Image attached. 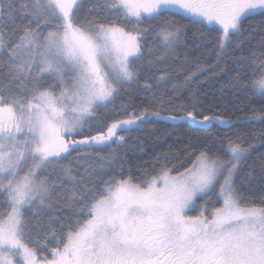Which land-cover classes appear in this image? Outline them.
<instances>
[{
	"label": "snow or ice",
	"instance_id": "obj_1",
	"mask_svg": "<svg viewBox=\"0 0 264 264\" xmlns=\"http://www.w3.org/2000/svg\"><path fill=\"white\" fill-rule=\"evenodd\" d=\"M254 14L264 17V0H0V264H264V201L246 203L235 180L254 145L230 139L227 159L201 150L176 175L161 165L154 174L129 170L117 178L115 149L99 155L123 144L120 132L154 119L230 121L195 105L181 107L183 116L146 108L83 134L96 110L138 79L146 19L159 24L166 48L188 24H206L217 34L218 57L258 36V47L234 61L230 85L264 99V22L258 33L244 28ZM256 118L264 120V111ZM258 166L264 175V155ZM213 192L221 206L209 210L205 202L189 215L198 197ZM50 209L69 211L59 229ZM49 244L51 259L38 257Z\"/></svg>",
	"mask_w": 264,
	"mask_h": 264
},
{
	"label": "trees",
	"instance_id": "obj_2",
	"mask_svg": "<svg viewBox=\"0 0 264 264\" xmlns=\"http://www.w3.org/2000/svg\"><path fill=\"white\" fill-rule=\"evenodd\" d=\"M88 6L85 5V12ZM174 19L187 24V20L180 16H175ZM262 22L264 17L254 14L244 20V28L258 33ZM126 27L130 29L132 24H127ZM139 28H148V32L141 39L142 57L138 62V79L120 88L114 103L108 105L107 109H97L95 118H90L83 134L94 135L98 128H106L115 120L128 119L131 114H139L146 108L160 111L162 116H183L186 111H181V107L192 110L195 105L197 113L219 116L230 123L222 126L213 122L210 127L205 128L193 125L188 120L154 119L127 132H120L125 137L123 144H113L112 148L103 149L99 155L107 157L115 149L117 159L111 171L116 173L117 178L121 174L127 175L129 170L134 177L142 176L145 171L154 174L161 165H166L172 170V175H176L178 171L190 167L204 149L208 150L210 157L227 159L228 141L239 138L245 142V146L252 144L254 147L250 149V158L240 166L235 177L236 185L246 203L261 206L264 201V175L260 173L258 158L264 155V120L256 117L264 111V99L235 91L230 85L232 77L237 74L234 61L241 55H249L251 50L258 47V36L251 39L250 45L229 48L218 57L219 49L215 47L217 34L209 33L206 24H188L180 40L170 48H166L158 38L159 24L155 21L146 19ZM193 72L196 76L186 83V78ZM164 73L168 74L167 79L158 80ZM146 83L151 87L146 88ZM89 125L92 126L91 129ZM81 138L82 135L75 136V139ZM76 155L73 152L72 157ZM92 155H97L95 150ZM62 163L66 165L68 161ZM254 164L255 170L252 167ZM50 173L55 176L51 170ZM107 178L105 175L104 179ZM212 199L214 201L208 205L209 210L213 205L221 206L222 201H218L216 196L203 197L197 200L196 209L189 214L197 215L200 207ZM49 213H54L53 224L57 229L68 221L67 209H50ZM34 215L29 213L30 217ZM41 219L46 221L48 217ZM29 223L35 224L36 220L30 219ZM33 234L34 231L27 235ZM53 246L49 244V250H41L38 257L47 256L51 259L50 249Z\"/></svg>",
	"mask_w": 264,
	"mask_h": 264
},
{
	"label": "rangeland",
	"instance_id": "obj_3",
	"mask_svg": "<svg viewBox=\"0 0 264 264\" xmlns=\"http://www.w3.org/2000/svg\"><path fill=\"white\" fill-rule=\"evenodd\" d=\"M225 53V52H224ZM224 53H222V54H224ZM128 83H130V82H127V83H125V84H128ZM90 119H88V121H89ZM225 120V119H224ZM87 121V122H88ZM87 122L85 123V125H84V128L86 127V125H87ZM189 122H191V121H189ZM213 122H216V123H219V124H221L218 120L217 121H213ZM212 122V123H213ZM192 123V122H191ZM229 123H227V124H221L222 126H227ZM212 125V124H211ZM197 126H199V125H197ZM201 127H205V128H208V126H201ZM83 128V129H84ZM251 151V150H250ZM26 170V169H25ZM218 190H219V186L217 185V188H216V192H218ZM216 192H213L212 193V195H211V197H214V196H216ZM200 198H203V197H198L197 198V200L198 199H200ZM216 199H217V197H216ZM214 201V199H212V200H207V204L209 205L211 202H213ZM209 207V206H208ZM196 209V207L195 208H193V209H191L190 211H189V213L190 212H193L194 210ZM190 215V214H189Z\"/></svg>",
	"mask_w": 264,
	"mask_h": 264
}]
</instances>
